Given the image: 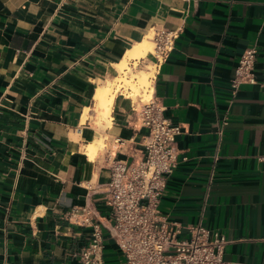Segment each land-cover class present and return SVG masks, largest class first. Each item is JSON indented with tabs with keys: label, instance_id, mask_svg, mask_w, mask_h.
<instances>
[{
	"label": "crops",
	"instance_id": "0c3cea01",
	"mask_svg": "<svg viewBox=\"0 0 264 264\" xmlns=\"http://www.w3.org/2000/svg\"><path fill=\"white\" fill-rule=\"evenodd\" d=\"M177 29L155 80L164 117L183 129L161 214L219 231L227 264H264V0H0V264H82L92 229L65 214L88 205L109 225L105 151L86 150L147 134L120 96L98 125L96 91L135 45ZM250 47L258 84L235 92ZM104 260L124 261L109 237Z\"/></svg>",
	"mask_w": 264,
	"mask_h": 264
},
{
	"label": "built area",
	"instance_id": "2783aa9c",
	"mask_svg": "<svg viewBox=\"0 0 264 264\" xmlns=\"http://www.w3.org/2000/svg\"><path fill=\"white\" fill-rule=\"evenodd\" d=\"M182 1L190 3L192 0ZM181 32V29L155 30L150 58L145 56L130 64L134 71L150 61L153 76L148 89H154V93L148 100L142 97L134 100L119 94L131 101L139 128L145 129L147 134L140 139L135 136L127 140L117 138L114 141L116 148H110L106 143L102 147L110 169L104 196V205L109 209V225L98 221L97 212L88 205L73 207L64 216L73 225L92 229L90 243L81 252L82 264H105L106 237L116 243L123 255V264H227L224 261L227 240L219 231L210 230L201 223L182 227L170 222L160 211L168 177L179 165L176 139L183 129L164 117L165 108L155 98V80L174 52ZM257 56L258 49L250 47L240 58L231 81L235 92L242 85L258 84ZM228 124L224 119L217 131L215 162L219 160L218 150ZM184 230L190 235L189 239L179 237Z\"/></svg>",
	"mask_w": 264,
	"mask_h": 264
},
{
	"label": "bare ground",
	"instance_id": "6f19581e",
	"mask_svg": "<svg viewBox=\"0 0 264 264\" xmlns=\"http://www.w3.org/2000/svg\"><path fill=\"white\" fill-rule=\"evenodd\" d=\"M151 47V43L147 40L135 45L130 51L127 52L124 59L119 64H117V68L119 69L120 73H126L128 70L130 71L131 62L144 58L146 53L150 51ZM152 76V73L141 72L137 82L128 79L119 80L117 77V79L110 83V85L97 89L95 100L97 103V113L99 114L98 125H101L103 121L110 119L114 101L118 94L127 92L130 97L134 96V93L138 95L140 93V89H148L150 87V78ZM153 93L154 89H148L146 90L145 95L147 97H151ZM97 148L98 147L96 144H91L88 146L86 151L90 158H93L96 155Z\"/></svg>",
	"mask_w": 264,
	"mask_h": 264
},
{
	"label": "rangeland",
	"instance_id": "374dc122",
	"mask_svg": "<svg viewBox=\"0 0 264 264\" xmlns=\"http://www.w3.org/2000/svg\"><path fill=\"white\" fill-rule=\"evenodd\" d=\"M152 36L153 35H150V38H152ZM151 46L152 47H151L150 51L148 53H146L145 56H148V55H150L153 52L154 45L151 43ZM141 72H148V73H152L153 74V67L151 65H149L148 67H143L141 69H137V70H134V71L132 69H130V71L128 70V71H126V73H119L116 77H118L119 80H123V79L127 80L128 79V80H133L134 82H137L139 80ZM146 90H148V89L147 88L140 89V93L138 95L134 93L133 94L134 96H131V97L134 100H137L138 97H142L145 100H148L150 97H147L145 95ZM123 94H127L125 97H130V95L127 92H125ZM118 96H119V94L117 95V97ZM97 144H98V148H97V152H98L104 146L103 140H100V142H98Z\"/></svg>",
	"mask_w": 264,
	"mask_h": 264
}]
</instances>
